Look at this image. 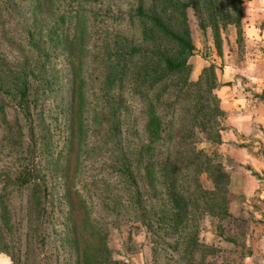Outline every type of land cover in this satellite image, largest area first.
Masks as SVG:
<instances>
[{
	"label": "trees",
	"instance_id": "16d2710c",
	"mask_svg": "<svg viewBox=\"0 0 264 264\" xmlns=\"http://www.w3.org/2000/svg\"><path fill=\"white\" fill-rule=\"evenodd\" d=\"M187 10L211 38L208 54L214 46L223 56L230 25L243 41V0H0V45L8 38L14 50L11 59L0 50V95L21 111L20 149L0 194V253L11 264H30L36 242L31 264H124L102 241L104 220L138 222L153 238L202 212L231 216L230 171L197 147L199 135L222 143L216 90L225 84L212 58L191 78ZM194 190L197 206L185 196ZM90 192L117 195L96 202Z\"/></svg>",
	"mask_w": 264,
	"mask_h": 264
},
{
	"label": "rangeland",
	"instance_id": "374dc122",
	"mask_svg": "<svg viewBox=\"0 0 264 264\" xmlns=\"http://www.w3.org/2000/svg\"><path fill=\"white\" fill-rule=\"evenodd\" d=\"M187 26L188 33L195 47L194 55L190 57V63L192 64L191 78L198 80L202 67L211 62V58L214 61L215 71L218 72L217 68L221 64L220 57L216 55L213 44L208 54L207 40L210 42L211 38L208 35L209 38L207 37L208 39L205 40L191 10H187ZM242 29L245 36L252 31L261 35L264 31L263 26L250 28L251 30L249 31L245 22H243ZM221 36L223 37V44L224 41H228L238 48L242 44L251 47L256 42L260 46V50L263 51V56H260V58L264 57V37L262 35L259 39L255 38L253 43L252 41L251 43H244L243 36V41L238 44L236 40L234 41L236 39L235 27L230 25L226 29L221 30ZM138 38H140L139 32H137ZM9 44L8 38H6L5 42L1 43L0 50H2L1 54L11 59L14 55V50L9 48ZM262 51L258 55H261ZM204 55L207 58L206 60H204ZM0 57L3 58L2 55ZM61 66L62 63H58L57 67L60 68ZM224 84L228 85L230 82ZM20 113L21 111L14 101L0 95V194L7 191V174L8 170H12L13 163V157L10 153L20 149V144H16L21 138L19 134ZM222 119V117H219V125H221ZM25 138L27 140V133L24 136ZM199 138L200 142H198L197 147L203 148L208 154L216 151L225 169L230 170L231 159L224 153V150L222 154L218 150L221 144L215 145L203 142L201 135H199ZM25 141L23 140L21 145ZM36 179L37 181L40 180L39 178ZM198 179L204 189H214V184L207 172L198 175ZM183 185L186 186L185 189H188L189 180L183 182ZM239 185V180H234L232 184L233 192H229L227 212H230L231 216L225 213L223 217L217 218L208 212H202L198 214L196 223L185 222L183 228H180L178 224L174 227L168 226L164 228L165 232L162 230L153 232V238L149 237L148 232L138 222L129 219H124V222L123 220L121 222L118 220L115 221L118 226L113 227L109 221L104 220L99 223L102 241L104 240L108 249L112 251V257L120 258L124 261V264H264V254L259 249L260 241L264 240V196L256 195L255 193L250 197L240 195ZM97 186H99L97 189L102 190V187H106V184L99 182ZM261 186L260 184L258 185V193L261 192ZM30 189H25L23 192H32L29 191ZM194 192L195 194L193 195L186 192L185 196L186 200L189 199L191 201L192 196H194L192 205L197 206L198 204L200 205V192L197 190H194ZM107 193L111 196L117 195V192H90V195L94 201L98 202L100 195L105 197ZM209 193H213L211 197L214 196V192ZM55 196L57 197L56 194ZM113 202L116 201L114 200ZM208 202H211L210 198H208ZM118 204L114 205L118 206ZM16 206L17 208L19 207L17 204ZM171 206L174 209L172 204ZM119 207L125 210L123 203ZM97 208V216L100 218L99 214L104 212V208L100 204ZM23 230L28 232L26 227ZM164 233L165 239L161 237L159 241H156L157 234L162 236ZM28 236L31 237L32 233L28 234ZM31 240L38 241V237L36 239L32 237ZM200 242L210 248L200 250ZM38 245L39 243L36 242V245L32 246L34 249L30 253V264L38 259L39 256L41 257V253L37 249ZM49 250L50 245L46 247L45 251L49 252ZM0 264H11L8 256L4 253H0Z\"/></svg>",
	"mask_w": 264,
	"mask_h": 264
},
{
	"label": "crops",
	"instance_id": "0c3cea01",
	"mask_svg": "<svg viewBox=\"0 0 264 264\" xmlns=\"http://www.w3.org/2000/svg\"><path fill=\"white\" fill-rule=\"evenodd\" d=\"M243 14L249 31L264 28V0H243ZM261 35L264 37V31ZM261 35L252 31L245 36L243 32L244 43H253ZM261 51L256 42L251 47L242 44L238 48L224 41L216 72L222 84L230 82L216 90L220 107L226 113L221 122L222 143L218 150L221 154L224 150L231 159L229 192H233V181L239 180L240 195L247 197L254 193L264 196V57L260 58L263 51L258 55ZM259 249L264 254V240L260 241Z\"/></svg>",
	"mask_w": 264,
	"mask_h": 264
}]
</instances>
